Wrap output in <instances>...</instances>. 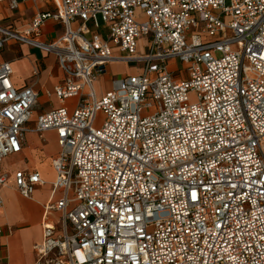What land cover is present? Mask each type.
Here are the masks:
<instances>
[{"label": "built area", "instance_id": "obj_1", "mask_svg": "<svg viewBox=\"0 0 264 264\" xmlns=\"http://www.w3.org/2000/svg\"><path fill=\"white\" fill-rule=\"evenodd\" d=\"M54 1L23 31L0 25V51L55 55L53 94L74 101L28 127L38 93L0 63V164L29 131L59 147L34 264H264V0ZM48 20L64 34L45 43ZM114 62L136 71L98 92ZM14 183L31 198L45 182L18 171Z\"/></svg>", "mask_w": 264, "mask_h": 264}, {"label": "crops", "instance_id": "obj_2", "mask_svg": "<svg viewBox=\"0 0 264 264\" xmlns=\"http://www.w3.org/2000/svg\"><path fill=\"white\" fill-rule=\"evenodd\" d=\"M18 2L19 7L16 10H11L8 3H0L1 26H9L13 29H16L18 27V24H20L21 21H24L26 23L23 28L26 29L37 12L56 11V4L54 0H39L36 2H23L21 0H18ZM28 3L31 4V6L34 8L33 14L29 17L26 16V12L23 9V7ZM41 6L44 7L41 8ZM14 15H18L21 19L14 20L12 21V23L8 21L7 25L1 24L4 20L12 18ZM56 25L59 26V35L57 39L60 38L64 34L63 25L60 22L48 20L42 30L41 35L38 37V40L41 42L50 43L47 42V38L48 35L53 31V27ZM13 44L15 43H9L2 51H0V63L10 62L12 64L14 70L12 80L14 85L17 88H23L26 85L31 84L34 87V90L38 93V101L41 92H44L47 95L50 94L56 99L53 94L54 87L58 84H61L64 77L60 67L59 74L56 77L51 74L50 77L46 79L44 88L41 89L38 87L40 75L46 71V68H56V66H58L56 57L51 54L42 52L43 59L38 60V58L30 54L29 50L31 49V47H29L28 45H24L21 46V53L23 54V56L15 57L12 61L5 60L3 58V55H1V52H4L6 49L11 50L10 48ZM35 68H37L39 72V75L36 77H34ZM21 70L22 72L26 71V75L24 77L20 76ZM107 75V78L109 79L115 78L114 73H108ZM63 105H69L68 107H71L74 104H70V101H67L65 102V104L59 103L52 109L58 107L60 108ZM44 112L47 111L36 112L33 110L32 122L28 124V127L32 128L34 126V120L36 119V117ZM47 134L51 135L54 138L57 146L56 152L49 156L45 162V164L49 166V169L51 171L50 173H47L43 170V164L36 156L37 153L43 155L44 144L42 143V140H44ZM58 151L59 147L57 145L55 133H45L43 138H41L36 133L29 131L26 133L25 143L23 145L22 151L19 154L10 156L0 164V172H5L9 175L7 186L3 189L2 192L4 205L2 209H0V230L2 232L0 234V264L35 263L36 254L34 252V246L42 240V222L44 219L45 205H47L49 202H54L56 198H59V196L55 198L52 195V184L56 179V174L52 166V160L56 157ZM21 154H24L30 159L31 165H26L25 167H14L11 172H9L7 168H2V164L4 162L12 157L19 156ZM39 165H41L40 168ZM18 171H36L41 175L42 179L45 182L43 185H40L36 188L31 198L23 197L15 186L14 174ZM49 218L56 223L59 218L58 212L51 211L49 213Z\"/></svg>", "mask_w": 264, "mask_h": 264}, {"label": "rangeland", "instance_id": "obj_3", "mask_svg": "<svg viewBox=\"0 0 264 264\" xmlns=\"http://www.w3.org/2000/svg\"><path fill=\"white\" fill-rule=\"evenodd\" d=\"M227 4H229L228 0H227ZM43 7L44 6H41V8ZM23 9L26 12L27 17L31 16L34 12V8L29 3L26 6H24ZM19 19L21 18L18 15H14L12 18H8L4 20L1 24L7 25L8 21L12 23V21L19 20ZM97 21L100 26H103V21L100 16L97 17ZM25 23L26 22L21 21V23L18 24V27L16 29L19 31H23L25 29L23 28V26H25ZM58 35H59V26L56 25L53 27V31L48 35L47 42L56 40ZM24 45L25 44L15 43L11 46L10 48L11 50L6 49L4 52H1V55H3V58L5 60L12 61L15 57L23 56V54L21 53V46H24ZM29 52L31 55L38 58V60L43 59L42 51L39 48H31ZM136 66L137 64L130 63V62L120 63L118 65L116 64L111 65L106 75H104L103 78L99 79L98 82H96L95 84L96 89L98 90V92L101 90H104V91L110 90L112 78L111 79L107 78L108 73L109 74L114 73L115 74L114 77H117V76L122 77V76H125V74L134 73L136 71ZM177 68L183 71L184 65L181 61L177 62ZM51 74L54 77H56L59 74V67L56 66V68H50V67L46 68V71L40 75V79L38 82L39 88L41 89L44 88V83L46 79L50 77ZM25 75H26V71L22 72L21 70L20 76L24 77ZM59 103L60 102H58V100L55 99L52 95L50 94L47 95L46 93L41 92L39 96L38 104L34 107V111L36 112L48 111V110H51L53 107L57 106ZM71 103L74 104V101H70V104ZM104 120H105V116L102 113H100L96 119L95 127H100L102 123L104 122ZM42 143L44 144L43 155L40 153H37L36 156L40 159V162L43 164V167H44L43 170L47 173H50L51 171L49 169V166L45 164V162L49 156H51L54 152H56L57 146L54 141V138L49 134H47L44 140H42ZM26 165L27 166L31 165L30 159L24 154H21L19 156L12 157L6 162H4L2 164V168H7L9 172H11L14 167H25ZM40 166L41 165H39V168Z\"/></svg>", "mask_w": 264, "mask_h": 264}, {"label": "bare ground", "instance_id": "obj_4", "mask_svg": "<svg viewBox=\"0 0 264 264\" xmlns=\"http://www.w3.org/2000/svg\"><path fill=\"white\" fill-rule=\"evenodd\" d=\"M51 55H53V56L55 57L54 54H51ZM114 64L118 65V64H120V63L114 62V63H112L111 65H114ZM108 69H109V68H108Z\"/></svg>", "mask_w": 264, "mask_h": 264}]
</instances>
